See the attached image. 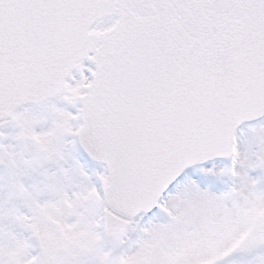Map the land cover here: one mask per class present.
I'll use <instances>...</instances> for the list:
<instances>
[{"label":"snow or ice","instance_id":"snow-or-ice-1","mask_svg":"<svg viewBox=\"0 0 264 264\" xmlns=\"http://www.w3.org/2000/svg\"><path fill=\"white\" fill-rule=\"evenodd\" d=\"M0 264H264V0H0Z\"/></svg>","mask_w":264,"mask_h":264}]
</instances>
